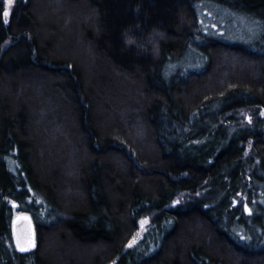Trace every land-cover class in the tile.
Returning <instances> with one entry per match:
<instances>
[{
  "label": "trees",
  "instance_id": "obj_1",
  "mask_svg": "<svg viewBox=\"0 0 264 264\" xmlns=\"http://www.w3.org/2000/svg\"><path fill=\"white\" fill-rule=\"evenodd\" d=\"M5 12L0 264H264V0ZM233 17L259 36L208 28ZM17 212L35 224L31 252L15 247Z\"/></svg>",
  "mask_w": 264,
  "mask_h": 264
},
{
  "label": "rangeland",
  "instance_id": "obj_2",
  "mask_svg": "<svg viewBox=\"0 0 264 264\" xmlns=\"http://www.w3.org/2000/svg\"><path fill=\"white\" fill-rule=\"evenodd\" d=\"M5 5H6V9H7V15L10 14V12L12 11V8L14 6L15 0H4ZM209 15H211L209 13ZM207 20H204V22H206ZM209 21V27L208 28H214L216 27V29L218 30L217 32L223 33L225 35V37L228 36L229 39H240L239 36L240 34H243V36L241 35L240 37L242 38H248V37H258L259 33L254 31V29L252 27H250L249 23L245 20L239 19L238 17H233L232 20H230V22L226 23L225 21H219L216 20L214 21L213 19L208 20ZM222 24V26H220L219 24ZM208 25V24H207ZM256 29V28H255ZM231 34V35H230ZM239 34V35H238ZM191 56V55H189ZM197 65V63H194L193 61L187 62L184 65H182V67H185L186 70L190 71L193 70V68ZM261 116L264 118V111L261 113ZM243 122L246 123H251L252 119H251V115L250 112H244L243 114L241 113V118L239 120V123L242 125ZM248 155V151L245 154V157ZM190 194H185L184 196H182L180 199H184L185 197H188ZM242 199H246L245 196H241L240 199L238 200H242ZM239 202V201H238ZM236 202V203H238ZM20 213H16V215H18ZM15 215V216H16ZM150 224V219L149 218H145L142 219L139 223V230L136 233V236L134 237V242L138 239H140V237L146 233L148 226ZM132 243V242H131ZM130 245V244H128Z\"/></svg>",
  "mask_w": 264,
  "mask_h": 264
},
{
  "label": "water",
  "instance_id": "obj_3",
  "mask_svg": "<svg viewBox=\"0 0 264 264\" xmlns=\"http://www.w3.org/2000/svg\"><path fill=\"white\" fill-rule=\"evenodd\" d=\"M13 241L21 253L31 252L37 247V232L30 215L22 213L14 217L12 223Z\"/></svg>",
  "mask_w": 264,
  "mask_h": 264
},
{
  "label": "snow or ice",
  "instance_id": "obj_4",
  "mask_svg": "<svg viewBox=\"0 0 264 264\" xmlns=\"http://www.w3.org/2000/svg\"><path fill=\"white\" fill-rule=\"evenodd\" d=\"M10 2H11V0H10ZM8 13L7 12H5V15H7Z\"/></svg>",
  "mask_w": 264,
  "mask_h": 264
}]
</instances>
